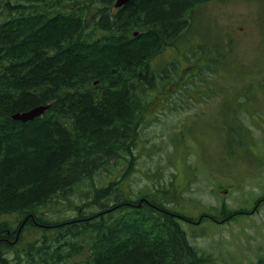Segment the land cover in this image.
Listing matches in <instances>:
<instances>
[{
    "label": "trees",
    "instance_id": "1",
    "mask_svg": "<svg viewBox=\"0 0 264 264\" xmlns=\"http://www.w3.org/2000/svg\"><path fill=\"white\" fill-rule=\"evenodd\" d=\"M49 1L14 6L18 33L0 23V218L14 213L23 226L34 221L44 230L48 242L26 264H196L167 208L146 194L138 201L149 203L138 206L131 186L110 179L109 167L132 158L148 73L150 83L157 77L149 57L182 37L203 0H130L114 10V0H89L92 17L88 4ZM39 104L49 107L32 120L10 117ZM99 171L101 184L88 191L93 198L108 188L94 215L73 204L76 212H61L62 224L46 221L47 206L69 205L77 184ZM4 224L0 239L13 243L8 237L20 224Z\"/></svg>",
    "mask_w": 264,
    "mask_h": 264
},
{
    "label": "rangeland",
    "instance_id": "2",
    "mask_svg": "<svg viewBox=\"0 0 264 264\" xmlns=\"http://www.w3.org/2000/svg\"><path fill=\"white\" fill-rule=\"evenodd\" d=\"M55 4L56 0L48 3ZM86 4L92 17L89 0H68L65 5ZM190 15L191 24L176 44L148 59V70L162 74L151 85L149 78L146 88L142 85L148 103L134 127L132 158L112 162L110 179L131 186L136 202L143 194L166 201L165 193L155 195L150 187L165 184L171 174L177 189H186L183 195L175 192L178 212L197 219L212 206L222 219L226 211L250 210L251 199L264 195V0H203L195 3ZM158 94H165V99ZM102 176L99 171L82 179L69 205L47 206L46 221L62 224L61 212H76L73 204H81L82 215H94L108 185L93 198L88 188L100 185ZM18 219L8 214L0 218V225L16 229ZM53 224L50 227H59ZM179 225L200 257L199 264H264V204L254 214H236L224 224ZM12 234L8 238L13 243L0 245V264L35 262L38 247L48 242L34 221L23 226L17 238Z\"/></svg>",
    "mask_w": 264,
    "mask_h": 264
},
{
    "label": "flooded vegetation",
    "instance_id": "3",
    "mask_svg": "<svg viewBox=\"0 0 264 264\" xmlns=\"http://www.w3.org/2000/svg\"><path fill=\"white\" fill-rule=\"evenodd\" d=\"M19 2L13 3L12 0H3V4L7 7L2 10V5L0 6V11L2 10V15L0 16V23H4L3 30L7 31L8 33H18L16 30L17 23L15 20L16 14V5H26V0H18ZM7 4V5H6ZM33 10V9H32ZM24 16L21 12L18 11V17ZM2 29V28H0ZM24 36H22V39ZM10 58H8V61ZM9 62L7 63V65Z\"/></svg>",
    "mask_w": 264,
    "mask_h": 264
},
{
    "label": "bare ground",
    "instance_id": "4",
    "mask_svg": "<svg viewBox=\"0 0 264 264\" xmlns=\"http://www.w3.org/2000/svg\"><path fill=\"white\" fill-rule=\"evenodd\" d=\"M128 1H130V0H127V1H125V2H121V0H114V2H113V7H114V8H118V7L123 6L124 4H126ZM136 33H137V32L135 31L134 34H136ZM36 107H37V108H36ZM40 107H43L44 109H43V108H40ZM48 107H49V104H39V105H35V106H32V107H30V108H28V109H24V110H19V111L12 112V113L10 114V117H11L12 119L20 120V121H22V122H25L24 120H22V119L19 118V115H21L22 112L29 111V110L35 108L34 113H33V116H32V119H33V118H35V117H37V116L42 115V114L45 112V110L48 109ZM32 119H28V120H32ZM26 121H27V120H26Z\"/></svg>",
    "mask_w": 264,
    "mask_h": 264
},
{
    "label": "water",
    "instance_id": "5",
    "mask_svg": "<svg viewBox=\"0 0 264 264\" xmlns=\"http://www.w3.org/2000/svg\"><path fill=\"white\" fill-rule=\"evenodd\" d=\"M125 1H127V0H121V2H125ZM36 108H37V107H36ZM40 108H43V107H40ZM43 109H44V108H43ZM34 110H35V108H34V109H31V110H29V111L22 112V114L19 115V118L22 119V120H24V121H26V120H28V119H32V116H33Z\"/></svg>",
    "mask_w": 264,
    "mask_h": 264
}]
</instances>
